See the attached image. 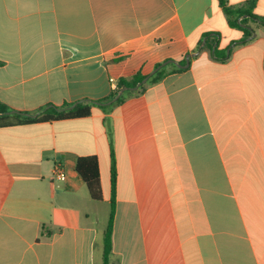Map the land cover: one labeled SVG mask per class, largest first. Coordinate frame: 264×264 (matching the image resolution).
Listing matches in <instances>:
<instances>
[{
    "label": "crops",
    "instance_id": "crops-1",
    "mask_svg": "<svg viewBox=\"0 0 264 264\" xmlns=\"http://www.w3.org/2000/svg\"><path fill=\"white\" fill-rule=\"evenodd\" d=\"M249 29L244 40L218 0H0V103L13 111L102 100L111 79L192 55L87 118L0 128V264H102L112 155L111 264H264V26ZM208 34L226 60L204 50ZM88 156L100 202L76 172Z\"/></svg>",
    "mask_w": 264,
    "mask_h": 264
},
{
    "label": "trees",
    "instance_id": "trees-1",
    "mask_svg": "<svg viewBox=\"0 0 264 264\" xmlns=\"http://www.w3.org/2000/svg\"><path fill=\"white\" fill-rule=\"evenodd\" d=\"M222 7L228 24L232 28L240 29L244 32V40L252 37V30L249 29V22L257 21L264 26V18L254 14L256 7V1L250 0L244 4L241 8H230L226 6L225 0H218ZM212 38V39H211ZM243 40V41H244ZM218 40L213 38L211 34L206 36V42L204 50H208L214 54V56L224 61L228 58L227 51L218 50ZM191 60V59H190ZM185 65L186 59L176 63ZM175 63H171L173 68L170 72L180 73L185 71L183 68H179ZM160 65V64H159ZM157 65L156 68L159 66ZM167 67H163L158 72L153 74L145 85H142L137 91H125L124 94L113 104L107 105L109 102L117 98L119 92L124 88H134L140 82H142L147 76L137 73L133 77L126 79L122 78L118 81L116 89L112 90L110 95L102 100H82L75 104H66L62 107L49 106L38 111L36 114H30L25 112L13 111L7 106L0 103V128L12 127L16 125H25L39 122H50L60 120H74L83 119L91 115L94 107H100L104 110L122 103L128 96L138 94L145 90L148 86L159 83L168 73H170ZM37 115V117H33ZM76 172L85 183L89 195L93 201L100 202L103 200V192L100 178V167L98 158L95 156L81 157L76 163ZM116 161L112 155L111 162V211L109 216L108 225L104 233L103 239V261L102 264H111V257L113 254V232H114V220L116 214Z\"/></svg>",
    "mask_w": 264,
    "mask_h": 264
},
{
    "label": "water",
    "instance_id": "water-1",
    "mask_svg": "<svg viewBox=\"0 0 264 264\" xmlns=\"http://www.w3.org/2000/svg\"><path fill=\"white\" fill-rule=\"evenodd\" d=\"M230 50H228V52H229ZM191 56L192 55H187V58H186V64L185 65H181V64H176L175 62H173V61H166V62H164V63H162V64H160L150 75H148L142 82H140L136 87H134V88H124V89H122L120 92H119V94H118V96H117V98L116 99H114L113 101H111V102H109L107 105H111V104H113V103H115L123 94H124V92L125 91H137L142 85H145L147 82H148V80H149V78L153 75V74H155L156 72H158L160 69H162L163 67H165V66H167V65H169V64H171V63H175L179 68H183V69H187L189 66H190V58H191ZM76 106V104L73 106V107H75ZM33 117H37V115H35V116H33Z\"/></svg>",
    "mask_w": 264,
    "mask_h": 264
},
{
    "label": "built area",
    "instance_id": "built-area-1",
    "mask_svg": "<svg viewBox=\"0 0 264 264\" xmlns=\"http://www.w3.org/2000/svg\"><path fill=\"white\" fill-rule=\"evenodd\" d=\"M110 81L113 84L114 89H116L117 84H118L117 81L115 79H111ZM66 177H67V174L65 170L61 168L60 166L56 167V178L59 179L60 181H65Z\"/></svg>",
    "mask_w": 264,
    "mask_h": 264
}]
</instances>
